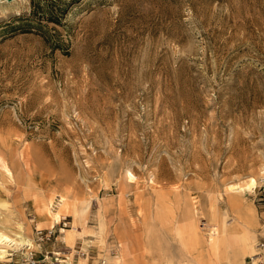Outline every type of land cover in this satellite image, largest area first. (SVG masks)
Instances as JSON below:
<instances>
[{
  "label": "rangeland",
  "instance_id": "obj_1",
  "mask_svg": "<svg viewBox=\"0 0 264 264\" xmlns=\"http://www.w3.org/2000/svg\"><path fill=\"white\" fill-rule=\"evenodd\" d=\"M0 236V264H264V0H0Z\"/></svg>",
  "mask_w": 264,
  "mask_h": 264
},
{
  "label": "bare ground",
  "instance_id": "obj_2",
  "mask_svg": "<svg viewBox=\"0 0 264 264\" xmlns=\"http://www.w3.org/2000/svg\"><path fill=\"white\" fill-rule=\"evenodd\" d=\"M248 185H249V187H253V186H256V181H255V179H252V181L250 182V184L248 183ZM57 215H58V218H59V214L57 213ZM57 219V218H56ZM2 234V233H1ZM18 235H20L19 233H18ZM3 236V235H2ZM4 236H5V234H4ZM3 238V237H2ZM5 238V237H4ZM3 238V239H4ZM6 238L8 239V235L6 236ZM17 238V237H16ZM5 241H6V239H4ZM3 240V241H4ZM24 240V239H23ZM0 241H1V236H0ZM9 241H12V239H9ZM8 242V241H7ZM2 243V242H1ZM2 245V244H1ZM5 252H6V250L5 249H3L2 247H0V257H4V255H5Z\"/></svg>",
  "mask_w": 264,
  "mask_h": 264
},
{
  "label": "built area",
  "instance_id": "obj_3",
  "mask_svg": "<svg viewBox=\"0 0 264 264\" xmlns=\"http://www.w3.org/2000/svg\"><path fill=\"white\" fill-rule=\"evenodd\" d=\"M30 264H39L38 262H36L35 260H34V258L32 257L31 258V263Z\"/></svg>",
  "mask_w": 264,
  "mask_h": 264
}]
</instances>
